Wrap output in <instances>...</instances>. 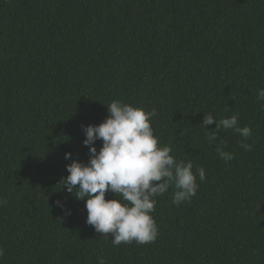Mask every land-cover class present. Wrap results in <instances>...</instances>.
Segmentation results:
<instances>
[{"label": "trees", "instance_id": "obj_1", "mask_svg": "<svg viewBox=\"0 0 264 264\" xmlns=\"http://www.w3.org/2000/svg\"><path fill=\"white\" fill-rule=\"evenodd\" d=\"M261 88L264 0H0V264H264ZM113 100L155 110L161 146L205 169L190 203L174 186L157 197L152 243L113 246L59 185ZM209 113L238 114L251 137L210 144Z\"/></svg>", "mask_w": 264, "mask_h": 264}, {"label": "clouds", "instance_id": "obj_2", "mask_svg": "<svg viewBox=\"0 0 264 264\" xmlns=\"http://www.w3.org/2000/svg\"><path fill=\"white\" fill-rule=\"evenodd\" d=\"M257 100L264 111V88L258 89ZM109 115L99 125L82 126L85 135L83 145L89 149V161L72 159V153H65L69 173L61 178L62 190H67L76 199L85 200L86 223L97 233L109 234L113 246L135 242L143 245L157 239L158 228L152 215L157 197H162L170 187L175 188L173 203H190L196 196L200 182L205 181L206 173L202 166L193 171V162L177 160L172 155L170 145L161 146L159 137L154 134L151 120L157 115L155 110L148 111L134 107L121 100H113L106 105ZM238 114L216 120L213 115L205 114L201 126L207 133L210 144L219 141L221 130L238 133L246 141L252 135L249 126L240 127ZM216 125L215 131L207 126ZM102 141L99 151L94 146ZM240 147L252 151V146L243 141ZM217 153L224 161L234 159V154L217 147ZM75 190V194H74ZM112 193L114 199H106ZM7 201L0 199V206ZM64 210V204L56 201ZM66 215H71L68 210ZM5 255L0 247V257ZM98 264H106L98 258Z\"/></svg>", "mask_w": 264, "mask_h": 264}]
</instances>
